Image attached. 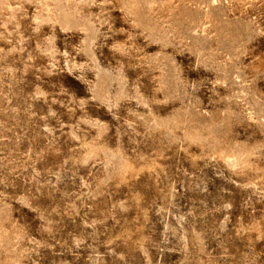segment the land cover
<instances>
[{
    "label": "rangeland",
    "instance_id": "374dc122",
    "mask_svg": "<svg viewBox=\"0 0 264 264\" xmlns=\"http://www.w3.org/2000/svg\"><path fill=\"white\" fill-rule=\"evenodd\" d=\"M0 264H264V0H0Z\"/></svg>",
    "mask_w": 264,
    "mask_h": 264
}]
</instances>
